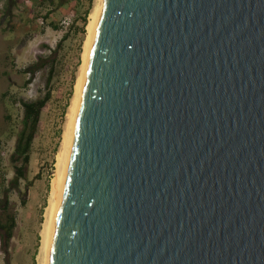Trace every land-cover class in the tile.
<instances>
[{
    "label": "water",
    "instance_id": "obj_1",
    "mask_svg": "<svg viewBox=\"0 0 264 264\" xmlns=\"http://www.w3.org/2000/svg\"><path fill=\"white\" fill-rule=\"evenodd\" d=\"M50 264H264V0H103Z\"/></svg>",
    "mask_w": 264,
    "mask_h": 264
},
{
    "label": "rangeland",
    "instance_id": "obj_2",
    "mask_svg": "<svg viewBox=\"0 0 264 264\" xmlns=\"http://www.w3.org/2000/svg\"><path fill=\"white\" fill-rule=\"evenodd\" d=\"M97 6L98 0H0V220L6 200L17 216L7 255L0 240V264L39 263L57 156L67 134L87 27ZM39 58L49 61L47 66L34 76L25 73ZM52 66V98L41 115L28 181L14 190L11 157L23 128L21 100L45 95Z\"/></svg>",
    "mask_w": 264,
    "mask_h": 264
},
{
    "label": "trees",
    "instance_id": "obj_3",
    "mask_svg": "<svg viewBox=\"0 0 264 264\" xmlns=\"http://www.w3.org/2000/svg\"><path fill=\"white\" fill-rule=\"evenodd\" d=\"M76 1V0H67ZM64 5V4H62ZM48 19V18H47ZM52 25V24H51ZM54 30H58L57 26H51ZM56 53V50L54 51ZM53 54V52H52ZM49 61L39 58L38 61L29 67L25 73L34 76L40 69L45 68ZM54 74V67L52 66L50 71V77L47 82L48 90L45 95L33 100L25 101L21 100V106L23 109V128L17 138L14 153L11 157V161L14 165V178L10 182L11 188L14 190L20 189L22 181H28L27 168L31 161L33 144L37 136L38 129L40 127L41 115L43 111L47 108L49 102L52 98V93L50 89L52 77ZM29 186V185H27ZM26 204V202H23ZM9 201L6 200L2 206V218L0 220V240L1 247L4 254L9 253L10 244L14 238V232L17 227V216L15 212L9 209ZM7 264H10L6 261Z\"/></svg>",
    "mask_w": 264,
    "mask_h": 264
},
{
    "label": "bare ground",
    "instance_id": "obj_4",
    "mask_svg": "<svg viewBox=\"0 0 264 264\" xmlns=\"http://www.w3.org/2000/svg\"><path fill=\"white\" fill-rule=\"evenodd\" d=\"M102 5L103 0H98L97 9L95 13L91 16V20L87 27L88 38L85 43V49L82 58L83 62L78 72V79L75 86V94L69 109L67 134L64 137L62 148L57 156V177L52 182L51 199L49 203L50 205L48 207L46 220L44 223L43 241L38 264H50V248L52 247V240L54 238L56 230V220L62 203L66 176L75 140L77 114L85 90L89 60L91 50L95 41Z\"/></svg>",
    "mask_w": 264,
    "mask_h": 264
}]
</instances>
